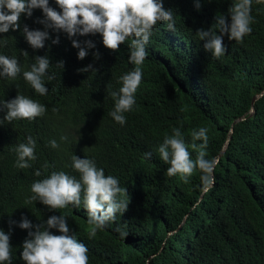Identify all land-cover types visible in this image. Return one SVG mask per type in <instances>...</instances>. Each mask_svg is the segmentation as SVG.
I'll return each mask as SVG.
<instances>
[{"label": "trees", "instance_id": "obj_1", "mask_svg": "<svg viewBox=\"0 0 264 264\" xmlns=\"http://www.w3.org/2000/svg\"><path fill=\"white\" fill-rule=\"evenodd\" d=\"M0 264H264V0H0Z\"/></svg>", "mask_w": 264, "mask_h": 264}]
</instances>
